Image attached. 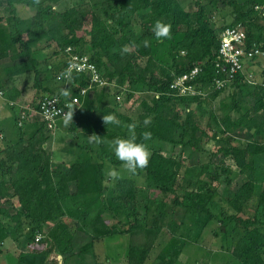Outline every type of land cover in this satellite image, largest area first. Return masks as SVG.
Segmentation results:
<instances>
[{
    "label": "trees",
    "instance_id": "obj_1",
    "mask_svg": "<svg viewBox=\"0 0 264 264\" xmlns=\"http://www.w3.org/2000/svg\"><path fill=\"white\" fill-rule=\"evenodd\" d=\"M61 1L40 0L37 6L33 5L32 0H0V79L12 81L18 76L33 72L35 87L42 88L41 62L34 57L33 52L41 43L56 40L62 55H66L65 51L68 47L85 54L80 44L82 43L83 46L89 44L94 51L91 60L96 64L102 77L108 81L109 85L113 84L118 89H123L125 86L132 88L130 98L138 93L135 92L138 90L135 87L142 86L143 90L139 93L146 95L144 97L146 111L141 121L143 122L149 116L152 119L147 127L139 123L136 132L140 135V143L147 144L151 152L148 166L142 169L152 180L151 185H147L146 189L152 190L153 199H149L145 206L148 209V206L152 207L150 226L147 228L146 224L142 225L137 217L138 196L143 194L145 189L138 185L135 177H121L115 181V188L109 189L105 184L104 164L101 162L103 158L99 157L97 152L89 157L92 159L73 164L68 174L60 170L61 173L56 176L54 170L60 166L53 167L51 153L44 149L48 140L45 133L51 131L46 128L41 118H38L40 124L36 133L25 139L20 138L16 145L0 150L1 156L5 151L4 160H0V200L8 196L11 188L12 196L15 195L18 198L21 212L28 219L33 222H49L61 218L69 204L68 200L84 201L83 206L78 210L90 211L95 210L98 198L101 200L102 196L108 194V207L104 206L100 209L90 221L95 226L94 233L102 238L129 233L131 243L128 264H146L162 229L167 227L173 230V219L172 217L168 219L169 216H174L176 211L181 209L199 219L202 213L209 214L211 207H219L213 203L212 196L205 191L209 181L197 182L196 188L186 190L181 193L182 195H179L174 187L181 171L195 165L193 151H202L199 148V137L204 134L201 131L202 126L195 118L197 108L202 109L206 104L212 107L216 99L224 93L214 90L213 86L218 76L216 64L221 41L220 34L227 28L241 24L246 32L249 48L264 44V28L254 19L262 18L255 7L264 5V0L243 2L229 0L227 3H225L226 0H195L198 8L192 12L186 11L179 0H105L93 7L75 6L60 12L56 10V7ZM218 1L230 7L232 12L231 22L216 29L211 24L209 13L212 4ZM18 6L32 9L33 16L28 20L21 19L17 14ZM2 11L11 17L5 18L6 14H2ZM133 14H139L146 20L143 28L145 33L142 35H137L131 28L128 17ZM157 20L172 25L171 39L157 40L155 38L152 27ZM86 25L90 26V30L80 36L79 32ZM25 34L27 40L23 38ZM85 36H90V43L85 41ZM145 39L149 41L148 47L143 46ZM168 44H170L169 57L164 64L157 63L154 57L159 55V51ZM124 45H128V50L121 55L120 49ZM57 52L55 54L59 53ZM10 53H12L11 56ZM145 58L148 60L143 66L138 61ZM7 62L10 64L4 65ZM253 62L260 68L259 82H248L246 71L250 69L249 64ZM66 63L62 60L58 67H53V79L64 70ZM195 68L200 69L198 78L195 80L196 88L208 93L209 96L206 99L199 96H177L170 88L172 82ZM72 85L75 86L72 88V94L77 96L81 88L88 87L89 82L85 76L75 75ZM14 87H3L0 90L10 107H14L21 97L19 90ZM230 87L229 96L233 102L231 106L227 105L228 108L225 106L228 113L219 121L220 132L223 137L228 138L217 137L213 156L221 153L224 158L232 157L240 168V172H245L248 168L253 173L259 166L264 170V59L258 57L246 64L244 72L236 76ZM109 88L94 87L90 94L81 98L78 109L69 110H73V120L69 129L71 134L76 136L78 133L85 135L95 133L99 136L108 132V127L102 124V118L112 111L107 107L102 111V115H99L94 100L97 96L106 94L105 91ZM242 89H248L251 92L242 99L236 100L237 91ZM244 101L250 105L247 109H245ZM231 112H237L238 116L233 117ZM120 119L121 124L133 122L126 116H120ZM15 127L21 132L22 125L18 121ZM144 131L151 132L150 140H143L141 134ZM198 132H201L199 137ZM242 134L244 136L246 134L248 140L240 146L236 144L235 139ZM153 143L162 146L170 145L171 150L165 152L161 148H152ZM213 156H210L209 164L203 165V171L209 170L208 167L213 164ZM117 163L121 164V162ZM10 164L11 166L7 167ZM226 171L224 169V172ZM218 172L219 168L216 174ZM230 172L233 175L231 170ZM206 174L209 177L210 173ZM232 180V177H227L224 183L229 186ZM255 186V177L251 174L233 192L232 198L227 202L229 208L236 214L232 216L226 214V218L232 219L236 229L242 231L233 250L234 256L242 264H264V233L257 227L258 224L263 225V222L257 218L241 216L250 200L255 197ZM161 194L174 195L175 199L171 206L160 199ZM96 196H98L97 199ZM261 197L259 205L262 208L264 193ZM104 210L113 211L116 214L123 210L132 228L137 227L138 233L129 232V230L123 232L115 225L112 227L103 225V229L98 230L97 226L104 221ZM168 210H171V214ZM3 213L8 214L0 203V214ZM20 216L19 211L6 220V223L0 221V243L10 238L16 239L15 234L19 233L21 228ZM84 230L81 228V236L85 237L83 239H89V242L85 244L81 240L79 250L73 258L83 259L94 249L96 236ZM142 233L144 234L140 240L138 238ZM134 234H137L135 236L137 239H132ZM66 240L65 248L58 246L63 256L72 250L71 236H68ZM182 248V244L174 237L160 254L159 261L162 264H175ZM48 255L47 249L23 252L18 255L16 264H45ZM65 259L67 263L69 258Z\"/></svg>",
    "mask_w": 264,
    "mask_h": 264
},
{
    "label": "rangeland",
    "instance_id": "obj_2",
    "mask_svg": "<svg viewBox=\"0 0 264 264\" xmlns=\"http://www.w3.org/2000/svg\"><path fill=\"white\" fill-rule=\"evenodd\" d=\"M105 0H62L59 6L56 7L57 11L64 12L75 6H86L93 7L103 3ZM186 11H195L198 7L195 5V0H179ZM226 0L225 3H227ZM243 2L246 0H238ZM210 4V3H209ZM208 4V5H209ZM212 9L209 13V18L211 24L214 28L219 29L222 25L231 22L230 14L232 9L225 5L222 1H218L215 4H212ZM23 10L22 8H18ZM4 10V9H3ZM2 14H6L2 11ZM18 14V13H17ZM32 14L25 12H19L18 16L23 20H28L32 17ZM103 16V15H101ZM254 16V15H253ZM11 17L9 14L5 15V18ZM105 18V16H103ZM259 26L264 28V17L257 20L254 18ZM128 20L131 22V28L133 32L137 35H142L144 31L145 19L142 18L139 14H133L128 17ZM6 23V22H5ZM90 30V26L86 27L79 32L80 36L85 35V32ZM27 40L26 34L23 36ZM85 41L90 43V36H85ZM80 48H83L85 54L88 56L94 55V51L91 50L89 44H80ZM169 46L164 47L159 51V55L154 57L157 63L164 64L166 59L169 57ZM59 53H58V52ZM58 54H55V53ZM34 57L41 62V80L42 88L35 87V74L33 72L26 73L24 75L16 77L12 81H5V79L0 81V90L3 87L10 88L15 86L16 90H19L21 97L17 101V104L14 107H10L9 103L4 99L0 98V150H5L7 146L16 145L19 142L20 138H28L29 135L37 132L40 122L38 121L37 114V102L47 91H60L62 84L55 83L53 79L54 70H47L50 65L55 62L53 67L59 65L62 60H65L64 56L61 54L60 48L57 46V41L52 42H43L39 46H36V50L33 52ZM12 53H10V56ZM147 58L144 60H139V63H142L143 66L147 64ZM137 61V60H136ZM10 62H7L8 66ZM255 69L251 70L254 77L251 79L259 82L260 81V71L257 63H250ZM249 65V66H250ZM109 68L111 65L108 64ZM58 67V66H57ZM247 76H251L250 72H246ZM252 75V76H253ZM61 86H60V85ZM41 86V85H40ZM110 87L106 90V94L97 96L94 100L95 106L98 108L97 112L99 115H102V111L105 108H109L112 112L110 114H115L119 120L120 116H126L132 121L137 122V124H143L141 117L145 114L146 103L144 102V93L140 94L139 92L143 90L142 86L135 87L138 90L135 92L134 96L131 98L129 94L132 93V88L125 86L123 89H118L117 86L111 84L106 86ZM47 88V90H45ZM49 89V90H48ZM230 89L222 93L215 103L211 106L206 104L202 109L197 108L196 110V121L202 126V133L198 132L197 136L199 137L200 143L199 148L202 149L200 152L195 150L193 151L194 164L192 168L188 170L181 171L177 184L175 185L176 191L179 195H182L186 190H191L197 187V182H207L209 186L205 191L210 194L213 198V203L217 204L218 208H210V213H202L201 217L196 218L193 214H187L180 211H176L174 216H169L168 219H173V230H169L167 227L162 229V232L155 242L153 250L149 255L146 264H162L159 261L160 254L164 251L166 246L169 245L171 240L175 237L182 244V252L179 258L176 260L175 264H242L234 256L233 250L235 242L241 237L242 231L237 230L232 219H227L226 214L232 216L236 214L235 211L229 208L227 205L228 199L232 198L233 192L236 191L245 180L250 177L251 174L255 177V197L250 200L248 205L245 207L243 215L245 218H257L263 225H257V227L264 233V207H260L259 203L261 202V194L264 193V170L259 166L252 173L250 169H246L245 172H240V168L237 167L232 157L224 158L222 154L219 153L213 156L214 147L216 145L217 137H223L222 132H220L219 121L225 118L228 110L226 109L227 105L231 106L233 100L230 98ZM251 90L242 89L238 90L236 95V100L242 99L245 95H249ZM249 101V98H247ZM245 102V109L250 105L248 102ZM149 105V104H148ZM226 106V107H225ZM228 108V107H227ZM233 117L238 116L237 112H231ZM184 116V115H183ZM22 124L21 132L15 127L16 122ZM102 124H104L102 122ZM127 122H122L121 127L115 125H106L108 127V132L99 135L100 137L107 140H111L117 136L126 137L127 129L124 127ZM71 123L67 126L64 124V121L60 123V128L58 131L54 130L53 132H46L45 134L48 137L47 142L44 145V149L50 151L51 159L53 162V167L60 166V168H55L54 173L64 172L68 174L71 170L73 164L77 162L85 161L89 158L92 153L99 154V157L103 158L101 162L104 164V170L109 167H115L121 174V177H135V180L138 182V185H141V188H144L143 194L138 196L139 202V214L137 217L142 225L150 226V221L152 219V207L147 206L149 199L152 198V190H147V185H151L152 180L147 177L146 173L143 170H138L136 174H131L126 171L120 162L116 159L111 149L106 144H101L99 146L90 144L88 142V135L78 133L76 136L69 132ZM215 136V137H214ZM247 135L242 134L236 137L235 141L237 145H243L247 142ZM137 142H140V135L137 133ZM152 148H161L162 150L169 151L171 150L170 145H157L152 144ZM1 152V151H0ZM5 156V151L2 152ZM93 154V155H94ZM0 154V160L3 161L4 157ZM213 156V164L208 167L207 172L210 173L209 177L207 172L203 171V165L209 164L211 157ZM250 156V155H248ZM251 158V157H250ZM249 158V159H250ZM264 165V163H263ZM8 165L7 167H10ZM219 168V172L216 174V170ZM224 169L227 171L224 172ZM59 170V171H58ZM230 170L233 172H230ZM251 173V174H250ZM227 177H232V183L228 186L224 183V180H227ZM58 178V177H57ZM59 179V178H58ZM57 179V180H58ZM9 180V179H8ZM107 177L105 176V181ZM109 189L115 188L116 182L108 181L105 183ZM74 188V187H73ZM13 191L10 188V193L7 197L0 200L2 203L3 210L8 214H0V221L6 223V220H9L12 216H15L19 211L21 216V228L19 233L16 232V239H8L4 243H0V264H16L17 257L20 253L31 252L35 250H45L49 251V255L45 260V264H128V254L130 246V234L124 235H115L107 238H102L98 236L99 234L94 233L95 226L90 223L94 219L96 213L100 209H103L104 206L108 207L109 197L108 194L101 197L95 206V210L91 209L87 211L78 210L84 201L79 199H74V201L68 200L69 204L66 207L64 214L60 219L49 222H33L28 219L20 209V204L18 198L13 195ZM160 199L168 203L169 206L173 203L175 199L173 194H161ZM78 200V202H75ZM107 209V208H106ZM114 213L113 211L104 210L103 218L104 221L100 222L97 226L98 230L103 229V225H108L110 227L116 226L123 232H128L127 230L132 231L133 233H138L137 227L132 228L131 223L127 218V215H124L125 212ZM171 210H168V213L171 214ZM167 219V220H168ZM104 223V224H103ZM122 224V225H121ZM54 228V229H53ZM81 228H84L92 236H96L95 245L92 253H89L83 259L73 258L79 250L80 242L83 240V243H88L89 239H83L85 237L81 236ZM80 229V230H79ZM138 238L142 240V235ZM38 235H42L43 238L40 241H37ZM137 234H134L135 238ZM53 236V237H52ZM68 236H71L72 246L71 251L66 255H61L59 251V245L66 247V239ZM53 240V241H52ZM43 244V245H41ZM67 263L65 262L66 259Z\"/></svg>",
    "mask_w": 264,
    "mask_h": 264
},
{
    "label": "built area",
    "instance_id": "obj_3",
    "mask_svg": "<svg viewBox=\"0 0 264 264\" xmlns=\"http://www.w3.org/2000/svg\"><path fill=\"white\" fill-rule=\"evenodd\" d=\"M255 10L264 17V5L256 6ZM220 46L217 51L218 61L216 68L218 76L213 82L214 90L223 91L230 89L231 84L239 73H243L246 64L252 62L255 58L264 59V44L259 47L249 48L246 42V32L244 27L239 24L233 28H227L220 34ZM66 67L57 75L54 80L60 83L68 91L63 90V95H57L46 92L42 94L37 102V113L46 128L54 131L58 123L64 120L65 115L71 109H78L81 98L90 94L94 87L103 88L108 85V81L102 77L96 64L91 60V57L84 53H79L72 47H68L65 51ZM200 73L199 68H195L179 77L171 84V90L181 97H196L206 99L208 93L196 88L195 80ZM75 75L85 76L89 82L88 87L81 88L77 96H73L72 92L73 77ZM253 76L248 77V82ZM0 98L3 97V92L0 91ZM16 105V104H15ZM22 125L21 123H19ZM43 238L38 235L37 241Z\"/></svg>",
    "mask_w": 264,
    "mask_h": 264
},
{
    "label": "clouds",
    "instance_id": "obj_4",
    "mask_svg": "<svg viewBox=\"0 0 264 264\" xmlns=\"http://www.w3.org/2000/svg\"><path fill=\"white\" fill-rule=\"evenodd\" d=\"M32 2L33 5L38 6L40 4V0H32ZM152 32L157 40L171 39L172 25L162 20H157L153 24ZM143 46H149V41L147 39L143 41ZM127 50L128 45L122 46L120 49L121 55L125 54ZM64 91L67 92L68 90L65 89ZM151 119L150 116L144 119L143 124L145 127L151 124ZM72 120L73 110L65 115L64 124L67 126L72 123ZM102 120L107 126H121V121L115 114L104 115ZM124 127L127 129L126 137L117 136L111 140H105L93 133L87 137L88 142L97 146L106 144L111 149L116 159L121 162L122 167L129 173L136 174L138 170H142L148 166L151 152L147 144L137 142V122L133 121L132 123L124 125ZM141 135L143 140L146 141L151 139L152 134L149 131H144ZM105 176L107 177L105 183L109 180L115 182L121 178L120 172L115 167H109L105 172Z\"/></svg>",
    "mask_w": 264,
    "mask_h": 264
},
{
    "label": "crops",
    "instance_id": "obj_5",
    "mask_svg": "<svg viewBox=\"0 0 264 264\" xmlns=\"http://www.w3.org/2000/svg\"><path fill=\"white\" fill-rule=\"evenodd\" d=\"M18 8H22L23 10H20V9H18ZM18 14H19V12H24V14H25V12L27 11L28 13H30V14H32V12H33V10L32 9H29V8H27V7H24V6H18ZM33 16V15H32ZM55 64V62H53V64L52 65H54ZM52 65H50L49 66V69L52 71L53 70V66ZM250 65V64H249ZM57 67V64H56V66H55V68ZM249 68L250 69H248L246 72L248 73V72H250V74H251V76L253 75V72L251 71V70H253V69H255L252 65H250L249 66ZM253 77H254V75H253ZM247 78H248V76H247ZM54 82H55V80H54ZM55 83H57V82H55ZM60 85V84H59ZM61 86V85H60ZM65 88H64V86L62 85L61 86V90L60 91H57V92H54V91H52V93L53 94H57V95H63V90H64ZM47 92H49V93H51L50 91H47ZM234 92V91H233ZM38 114V113H37ZM38 116H39V114H38ZM40 117V116H39ZM64 120H62V121H60L59 123H58V126H57V131H58V129L60 128V123L61 122H63ZM55 130V131H56ZM82 135V134H81ZM88 136H90V135H88Z\"/></svg>",
    "mask_w": 264,
    "mask_h": 264
}]
</instances>
